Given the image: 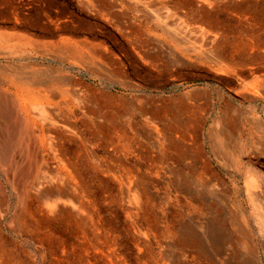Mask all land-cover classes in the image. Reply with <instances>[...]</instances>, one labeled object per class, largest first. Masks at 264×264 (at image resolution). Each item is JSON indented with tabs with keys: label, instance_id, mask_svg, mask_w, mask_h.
<instances>
[{
	"label": "rangeland",
	"instance_id": "obj_1",
	"mask_svg": "<svg viewBox=\"0 0 264 264\" xmlns=\"http://www.w3.org/2000/svg\"><path fill=\"white\" fill-rule=\"evenodd\" d=\"M21 64L63 116L0 161V264H264V0H0V86Z\"/></svg>",
	"mask_w": 264,
	"mask_h": 264
},
{
	"label": "bare ground",
	"instance_id": "obj_2",
	"mask_svg": "<svg viewBox=\"0 0 264 264\" xmlns=\"http://www.w3.org/2000/svg\"><path fill=\"white\" fill-rule=\"evenodd\" d=\"M166 26L178 31L181 28H185V26L177 22L167 24ZM201 36H203V34H201ZM213 55L215 56L216 53L213 52ZM24 65L25 64H21L20 66H18V68L16 67L10 69V72L14 77L18 76L22 79L21 84L16 86L11 85L7 87L0 86V138L2 140L0 141V161L8 160L9 162H11L9 167H11L12 169L19 161H22L20 160V158L15 159V156H21L22 146L20 145L22 144L23 140H28L30 144L37 143L38 145L39 141H43V135L41 132L45 128V131H48L52 125L60 120L58 117L63 116V114L56 112L55 110L47 106L43 107L46 104L44 102L49 99V96L53 95L51 93L52 86H55L57 84L60 85L59 82L61 81V79L54 75L53 71L49 69H33L30 70L31 72L25 71L23 69ZM36 120H40L43 126H38ZM65 122L67 126L64 127L68 128L69 132H67L66 129H63V131L60 130L57 136L59 143L54 144L55 146H57L56 150L60 155L66 153L64 145L60 143V139H64L68 136L72 138L70 134H74L75 136H77V132L71 130L72 128H69L71 127V122H67V120ZM33 160H37V156H34ZM255 188L256 184L250 182L249 198L252 202V205L255 207V210H257L255 220L258 223V228L264 235V221L262 219L264 213L261 210V205L264 206V201L260 198L259 193L255 191ZM187 189H189V187H187ZM51 192L56 194V201L49 205L48 209L52 214L60 216L65 212V210H63L58 203L59 199H63L61 195L67 197H70V195H72L73 199L74 195L71 194L66 188L63 189L61 187L52 189ZM73 199L67 198L63 200L66 201V203H72ZM134 199L136 203H139L141 198L136 194ZM0 207H2L1 203ZM67 214L70 213L67 212ZM212 240L216 244L219 243V237L218 240ZM249 254V259L245 260V262L239 261L237 262V264H256L257 255L255 254V252L250 249ZM237 259H239V257Z\"/></svg>",
	"mask_w": 264,
	"mask_h": 264
}]
</instances>
